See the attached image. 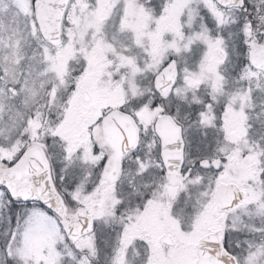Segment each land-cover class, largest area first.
Segmentation results:
<instances>
[{"label": "snow or ice", "instance_id": "obj_1", "mask_svg": "<svg viewBox=\"0 0 264 264\" xmlns=\"http://www.w3.org/2000/svg\"><path fill=\"white\" fill-rule=\"evenodd\" d=\"M0 264H264V0H0Z\"/></svg>", "mask_w": 264, "mask_h": 264}]
</instances>
